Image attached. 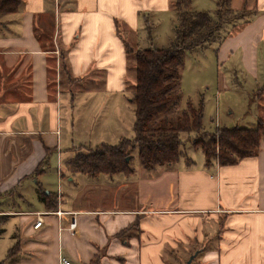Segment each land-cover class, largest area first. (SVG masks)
Segmentation results:
<instances>
[{"label":"crops","instance_id":"obj_1","mask_svg":"<svg viewBox=\"0 0 264 264\" xmlns=\"http://www.w3.org/2000/svg\"><path fill=\"white\" fill-rule=\"evenodd\" d=\"M217 1L191 0L196 11L210 3V13ZM171 2L22 0L17 12L0 14V217H18L7 241L0 230V262L18 243V264H57L59 256L70 264H90L96 255L100 264H171L176 251L186 254L187 248L197 251L191 264H264V139L257 155L230 166H206L205 156L194 162L185 153L183 162L130 174L90 177L59 168L64 150L79 149L63 135V117H69L75 135L76 129L87 134L122 127L120 119L113 124L105 117L97 120L100 105L97 115L88 102L96 93L103 100L126 92L125 44L168 46L157 45L156 28L175 13ZM230 4L235 12L248 13L236 19L242 26L234 20L222 41L204 48L216 58V81L200 86L217 98L223 91L245 92L246 105L247 97L255 104V127L264 120V88L260 97H252L264 87V0ZM62 62L74 81L62 77ZM201 94L197 106L203 104L204 116ZM227 107L230 112L229 102ZM132 114L125 119L133 126V106ZM54 155L58 182L63 180L55 191L47 185L54 173L46 170ZM74 156L71 152L65 160ZM37 182L45 193L59 190L55 211L40 200ZM37 214L43 222L34 229ZM72 221L73 230L68 229ZM206 238L212 239L208 247Z\"/></svg>","mask_w":264,"mask_h":264},{"label":"trees","instance_id":"obj_2","mask_svg":"<svg viewBox=\"0 0 264 264\" xmlns=\"http://www.w3.org/2000/svg\"><path fill=\"white\" fill-rule=\"evenodd\" d=\"M21 2L22 0H0V14L17 12ZM171 7L177 19L168 46L142 49L125 44L128 64L133 66L134 71L130 98L134 112L133 137H123L114 145L102 142L94 147H77L85 148V151L75 154L70 160L69 170L90 177L99 174H130L134 168L130 164L129 151L135 147L138 148L141 166L146 171L172 165L180 159L184 145L181 136L184 133L193 135L192 138L189 137V142L193 148L201 149L206 166L213 162L219 166H230L258 154L260 143L264 139L263 119H258L257 125L251 128L218 126L210 132L203 126L202 103L195 106L190 100H186L184 108H176L183 99L179 85L186 54L222 41L227 36L223 34L225 26L232 24L240 16H235L237 12L231 8L230 0H218L213 13L194 10L191 0H172ZM145 21L147 37L151 40L152 27L147 19ZM64 58L65 52L61 51V61ZM60 67L62 77L74 81L63 62ZM263 88L256 90L252 97H260ZM45 161L44 159L40 163L36 173L41 171ZM37 190L45 208L55 211L58 206L55 193H45L39 182ZM134 228L135 225L123 230L118 233L119 237ZM18 252L19 244L16 243L7 251L6 256L14 257ZM90 264H100V256L96 255Z\"/></svg>","mask_w":264,"mask_h":264},{"label":"rangeland","instance_id":"obj_3","mask_svg":"<svg viewBox=\"0 0 264 264\" xmlns=\"http://www.w3.org/2000/svg\"><path fill=\"white\" fill-rule=\"evenodd\" d=\"M210 3L205 4L203 7V10L207 9ZM208 11V10H207ZM247 11H239L235 15L236 17L238 16H244L247 14ZM177 15L176 13L171 12L170 16L167 18L160 20L157 22V28H156V33H157V45H169V41H171L172 37V20L176 22ZM239 19V18H238ZM241 20V19H239ZM239 20H235V23L237 22V26L241 23ZM174 22V24H175ZM239 22V23H238ZM173 24V25H174ZM228 28V25L225 26V29ZM233 27L230 25L228 30H231ZM227 30V31H228ZM226 31L224 30L225 34ZM131 59V58H130ZM133 60V58H132ZM131 62V61H130ZM216 58L213 56L211 53V49L208 50H200V49H195L191 52H188L185 57L184 65L182 68L181 72V82L179 85V88L181 89L183 99L182 101L177 104L176 108L177 110L180 108L185 107L186 100H191V102L197 106V102L199 101V95L201 96V93H204L203 95L205 96V112L203 116V126L205 130L207 131H214L218 126H227V127H253L255 122V117H254V111H255V104L253 102H250L249 98L247 97V105H246V97L245 92L242 93V91L235 89V95L233 93V90L228 92L223 91L220 94V97L217 98L215 97V94L212 89H207L203 86L201 88L202 83H210L211 85L215 84L216 81ZM219 69H222L218 67ZM134 71H133V66L131 64H128V88L126 92L122 93H117V95H113L112 98L110 96L108 97H98L99 93H96L95 96L90 97V100L88 104L90 105V108L93 109L94 113L98 115V106L100 105V108L102 110V114L100 117H96L97 120L104 118L109 122L110 124H113L117 122V120L120 119L121 121V126L120 123L118 124L119 127H117V130L113 129L114 126H107L101 127L99 129H96V131H89L87 134H84V132H80L76 129V135H75V130L71 128L70 126V119L69 117H63V135L67 137V139L74 140V145L78 147V144L80 142H83L86 144V146H91L94 147L100 142H106L108 144L114 145L119 141V136L118 133H121L122 137L125 138H132L134 133L132 129V122L128 120L127 122L126 116L128 115L129 118H132V106L129 103V98L131 95V88L134 83ZM208 84V85H210ZM95 89V88H93ZM86 91V89L84 90ZM263 91V90H262ZM102 93V92H101ZM203 98V97H202ZM217 98V99H216ZM228 102H229V108H231L230 112L228 111ZM121 105V106H120ZM64 107L68 111V104L64 103ZM123 114V118L122 115ZM174 115V113L172 114ZM64 116V115H63ZM65 118V119H64ZM101 122V120H100ZM112 128V129H111ZM118 128L120 129L119 132ZM74 134V138L73 135ZM192 134L186 135L185 133L182 134L181 138L183 139L184 145L181 148L182 153L180 156L181 161L183 162V159H185V153L189 156L192 157L194 162L199 160L200 158H203V152L199 148H193L189 142V137L192 138ZM78 150V151H76ZM75 151L73 150H64L63 155H62V160L60 164V169L64 168L65 170L70 168L69 163L70 160H65L66 156L70 155L71 152L73 155L76 154V152H84L85 148L81 149H76ZM130 155H131V160L130 164L136 170L137 172L144 171L145 169L142 168L139 156H138V148H132L130 149ZM55 155L53 158L50 160L49 168L46 170H49V172L53 171V175L48 177L47 185L51 187L54 191L57 190L59 187V183H62V178L58 182V177L56 175V169L57 165L53 164L56 162L55 160ZM67 162V163H64ZM191 163V162H190ZM58 168V169H59ZM49 175V174H48ZM130 189L127 190L129 192ZM59 190L57 191L56 197L59 200ZM58 202V201H57ZM17 218L18 217H10L9 219L7 218H1L0 217V230L3 233V238L7 241V236L10 234L11 230L16 229L17 225ZM221 222V220H220ZM214 225V223L212 222ZM15 227V228H14ZM216 228V227H215ZM215 241L216 236L213 235L212 237ZM3 240V239H2ZM204 245L208 247L209 245L212 244V239H205ZM203 244H197L198 248L202 246ZM8 248L11 247L9 244L7 245ZM186 254H182L181 252L183 249H178L176 253L172 256L171 258V264H185L186 260L189 258V255H192V253L195 252L196 248L192 250V248H187ZM18 258L14 257H8L4 256V258L1 259V264H15L17 263ZM59 262L57 261V264ZM18 264V263H17ZM49 264H55V261H50Z\"/></svg>","mask_w":264,"mask_h":264},{"label":"built area","instance_id":"obj_4","mask_svg":"<svg viewBox=\"0 0 264 264\" xmlns=\"http://www.w3.org/2000/svg\"><path fill=\"white\" fill-rule=\"evenodd\" d=\"M56 214L60 216L62 212L60 210H57ZM42 222H43V219H42L41 214H37L35 222L33 224V228L34 229L39 228L42 225ZM75 226H76L75 221H72L69 223L68 229L73 230ZM58 262L59 264H70V262L67 259H65L63 256H59Z\"/></svg>","mask_w":264,"mask_h":264},{"label":"water","instance_id":"obj_5","mask_svg":"<svg viewBox=\"0 0 264 264\" xmlns=\"http://www.w3.org/2000/svg\"><path fill=\"white\" fill-rule=\"evenodd\" d=\"M126 160L128 161L129 158L127 157ZM196 254H197V251L194 252L192 255H190L189 258L186 260L185 264H191V262L193 261V259H194L195 256H196Z\"/></svg>","mask_w":264,"mask_h":264}]
</instances>
